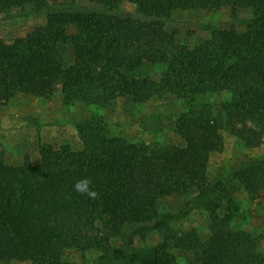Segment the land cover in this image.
<instances>
[{
	"label": "trees",
	"instance_id": "1",
	"mask_svg": "<svg viewBox=\"0 0 264 264\" xmlns=\"http://www.w3.org/2000/svg\"><path fill=\"white\" fill-rule=\"evenodd\" d=\"M53 1L71 6L50 9L29 32L0 36V104L59 90L66 104L85 108H107L120 93L133 103L170 93L185 109L175 119L177 142L129 139L87 109L76 121L80 147L46 142L39 162L27 155L19 164L0 150V263L179 264V253H191L197 264H264V232L234 227L240 205L233 189L224 191L227 176H209L224 131L248 148L264 143V0ZM125 1L137 10L112 8ZM46 2L0 0V13L38 11ZM199 8L233 15L248 8L253 16L244 28L217 27L194 44L179 42L167 21ZM156 65L163 69L149 72ZM208 94L225 97L204 100ZM229 177L264 203V154L246 155ZM83 178L96 199L73 190ZM194 190L186 203L207 210L206 238L175 227L189 208L167 204Z\"/></svg>",
	"mask_w": 264,
	"mask_h": 264
},
{
	"label": "rangeland",
	"instance_id": "2",
	"mask_svg": "<svg viewBox=\"0 0 264 264\" xmlns=\"http://www.w3.org/2000/svg\"><path fill=\"white\" fill-rule=\"evenodd\" d=\"M76 5L93 7L88 3ZM63 6H71V3L47 0L45 7L38 11L26 6L0 13V36L10 39L29 32L45 23L50 9ZM112 8L131 12L137 10L136 5L128 1L113 5ZM252 16V11L248 8L238 9L235 15L229 8L178 10L167 21V28L175 32L179 42L194 44L196 40L208 36L210 31L217 27L244 28ZM62 50L64 54L62 59L65 60L70 55L71 46L66 45ZM162 69L161 65L151 66L149 72ZM224 97L223 94H208L204 95L203 99L214 101ZM87 109L94 113H103L115 133L124 134L129 139H143L158 144L178 141L174 133V124L178 114L185 109V102L179 95L169 93L161 97L152 96L143 103H133L125 93H120L116 101L107 108L95 106L85 108L79 104H66L59 90L49 98L20 94L0 104V150L4 152L8 162L19 164L27 155L33 162H39V146L46 142L56 147L64 143L80 147L81 140L76 121L87 114ZM224 136V149L212 155L209 176L212 180L222 175L227 176L224 191L233 189L240 205L233 223L234 227L264 232V203L252 192L237 188L239 185L237 181L229 177V173L241 164L246 155L264 154V143L258 147L248 148L229 131H224ZM194 194L195 190L181 199L169 198L167 204L171 211L176 212L185 207L189 208L188 211L185 209L187 212L182 213L183 215L173 223L175 227L184 230L196 228L206 238L210 233L207 210L195 206V202L186 203ZM88 257H91L90 253ZM193 258L194 255L191 253H179V264H197L193 262Z\"/></svg>",
	"mask_w": 264,
	"mask_h": 264
},
{
	"label": "clouds",
	"instance_id": "3",
	"mask_svg": "<svg viewBox=\"0 0 264 264\" xmlns=\"http://www.w3.org/2000/svg\"><path fill=\"white\" fill-rule=\"evenodd\" d=\"M91 180L88 178H83L78 181L73 186V190L80 195H86L91 199H96L98 197V193L92 189Z\"/></svg>",
	"mask_w": 264,
	"mask_h": 264
}]
</instances>
